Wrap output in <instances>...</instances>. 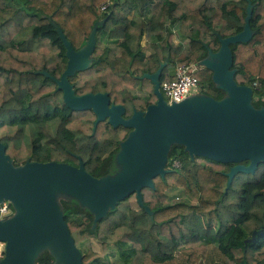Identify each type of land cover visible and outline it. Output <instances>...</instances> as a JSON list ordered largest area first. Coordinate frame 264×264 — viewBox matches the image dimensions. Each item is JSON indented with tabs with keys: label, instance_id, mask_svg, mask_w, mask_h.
I'll use <instances>...</instances> for the list:
<instances>
[{
	"label": "trees",
	"instance_id": "obj_1",
	"mask_svg": "<svg viewBox=\"0 0 264 264\" xmlns=\"http://www.w3.org/2000/svg\"><path fill=\"white\" fill-rule=\"evenodd\" d=\"M101 1L0 0V141L13 166L46 160L77 165L80 159L95 177L120 170L115 157L130 128L106 119L93 126L90 108L66 107L55 81L67 60L63 40L77 51L93 37L84 66L66 76L72 92H106L128 117L156 99L143 74L163 64L161 83L173 77L175 65L209 58L220 38L243 28L249 13V38L228 43V69L238 85L251 87L256 76L250 104L264 108V97H253L264 93V0H107L103 10ZM103 34L110 44L100 46ZM194 74L203 96H227L209 68ZM232 164L189 155L183 144L171 142L166 171L140 187V204L130 192L94 219L92 209L67 193L55 201L83 264H98L109 245L125 264H264V161L253 172H234L226 186ZM172 185L196 202L164 203ZM87 239L97 251L84 245ZM52 260L57 264L41 247L33 264Z\"/></svg>",
	"mask_w": 264,
	"mask_h": 264
},
{
	"label": "water",
	"instance_id": "obj_2",
	"mask_svg": "<svg viewBox=\"0 0 264 264\" xmlns=\"http://www.w3.org/2000/svg\"><path fill=\"white\" fill-rule=\"evenodd\" d=\"M248 18L249 13L240 31L220 38L218 49L209 51V58L199 60L211 70L213 82L226 91V97L214 100L202 95L199 100L184 98L167 103L158 89V75L163 66L160 64L153 72L143 74L152 82L155 101L126 118L121 116L123 106L110 103L106 92H72L66 76L84 66L91 54L93 37L77 51L63 40L67 60L55 81L64 104L73 110L90 108L95 115L93 126L98 120L106 119L112 126L120 124L130 128L120 143L119 154L131 153L138 161L132 169L101 177L87 172L80 159L77 165L46 160L26 161L15 167L0 141V200H13L19 208L0 221V241L4 242L1 264H33L30 253L34 257L44 243L60 250L62 260L55 263L83 264L52 196L54 182L64 193L76 191L82 203H94L89 208L96 219L130 192H134L136 201L141 203L140 187L151 186L152 177L166 171V151L171 142L183 144L189 155L233 163L227 171L226 186L234 172H253L257 163L264 161V108L251 106L252 88L235 84L228 69L231 65L228 43L249 38ZM244 160L246 164L241 163ZM260 232L261 228L252 229L243 243L252 241Z\"/></svg>",
	"mask_w": 264,
	"mask_h": 264
},
{
	"label": "rangeland",
	"instance_id": "obj_3",
	"mask_svg": "<svg viewBox=\"0 0 264 264\" xmlns=\"http://www.w3.org/2000/svg\"><path fill=\"white\" fill-rule=\"evenodd\" d=\"M103 2L104 1H101L99 3V8H100V5ZM174 38H175V40H181V39L183 40V38H180V36L178 34H175ZM98 44L100 46L110 44L108 41L105 40V34H103V39L100 40L98 42ZM141 49L144 50V46L142 44H141ZM254 79H256V76L254 77ZM254 82L256 83V80H254ZM127 88L132 93H134L135 95L144 96V97L147 95V91L144 90V89H140L138 86H135V87L128 86ZM201 96H202V94H201L200 90H197V91L196 90L195 91L190 90V92H188V94L186 95V98L185 99H187L189 101L199 100L201 98ZM253 97L254 98H257L258 97L260 99H263L264 93H261V94H257L256 93V94H254ZM164 100H166V99H164ZM137 161H138V159L135 156H133L131 153H120L119 154V151H118V153H117V155L115 157V162L117 164L116 166L120 170L121 169H124V170L132 169V167L135 166V164L137 163ZM56 184H57L56 182H54V183L51 184V192H52V196H53V198L55 200H57V198L59 196H63V188H60L59 187L57 189L58 185H56ZM164 193L166 194V199H165L164 203H174V202H177V201H183V202H188V203H195L196 202L195 201V198H190L187 195H185L183 193V191H182V188L179 187V186H176V185H172L170 187H167L164 190ZM68 194H70L75 199H77L78 201H80V199L78 198V197H80V195L76 191L69 190V193ZM10 203L12 205V213L18 212L19 211V208H18L17 204L13 200L10 201ZM82 204H84V205H86L87 207H90V208H92L91 206H94V203L93 204L92 203H89V204L88 203H82ZM9 216L10 215L4 216L2 219H0V221L6 220ZM206 242H208V241H206ZM84 245L89 246V248L91 250H93V251H97L98 250L97 244L93 240H91V239H87L85 241ZM179 245H180V243L177 244V247ZM42 246L47 247L50 250V252H51V254H52L55 262H61L62 257L60 255V250L57 247L48 245L47 243L42 244ZM177 247H176V249H177ZM174 252H176V250H174ZM29 257H30V259H31V261L33 263V255H32V253H30ZM0 264H1V258H0ZM98 264H125V263L120 258L119 253L116 250V248L113 245H109L108 248H107V250H106V255L104 257H102V258H99Z\"/></svg>",
	"mask_w": 264,
	"mask_h": 264
},
{
	"label": "built area",
	"instance_id": "obj_4",
	"mask_svg": "<svg viewBox=\"0 0 264 264\" xmlns=\"http://www.w3.org/2000/svg\"><path fill=\"white\" fill-rule=\"evenodd\" d=\"M108 1H104L100 5V9L103 10ZM203 65L198 61H188L183 64L175 65L173 67V77L170 79H165L158 85L159 92L165 102H178L184 98L190 90L197 91L200 90L199 82L195 76V71L199 70ZM256 80V83L254 82ZM251 82V88L255 89L257 87V79ZM256 84V85H255ZM176 165V161L172 162ZM12 205L8 200H0V217L11 215ZM4 242L0 241V256H3ZM53 264V260L52 263Z\"/></svg>",
	"mask_w": 264,
	"mask_h": 264
},
{
	"label": "flooded vegetation",
	"instance_id": "obj_5",
	"mask_svg": "<svg viewBox=\"0 0 264 264\" xmlns=\"http://www.w3.org/2000/svg\"><path fill=\"white\" fill-rule=\"evenodd\" d=\"M123 108H124V107H123ZM121 116H122V117H125V116H124V110H123V112L121 113ZM125 118H126V117H125Z\"/></svg>",
	"mask_w": 264,
	"mask_h": 264
},
{
	"label": "clouds",
	"instance_id": "obj_6",
	"mask_svg": "<svg viewBox=\"0 0 264 264\" xmlns=\"http://www.w3.org/2000/svg\"><path fill=\"white\" fill-rule=\"evenodd\" d=\"M3 217H0V219H2ZM0 258H2V256H0Z\"/></svg>",
	"mask_w": 264,
	"mask_h": 264
}]
</instances>
